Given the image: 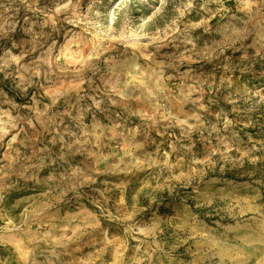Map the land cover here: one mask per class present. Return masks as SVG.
Instances as JSON below:
<instances>
[{"label": "rangeland", "instance_id": "rangeland-1", "mask_svg": "<svg viewBox=\"0 0 264 264\" xmlns=\"http://www.w3.org/2000/svg\"><path fill=\"white\" fill-rule=\"evenodd\" d=\"M0 264H264V0H0Z\"/></svg>", "mask_w": 264, "mask_h": 264}]
</instances>
